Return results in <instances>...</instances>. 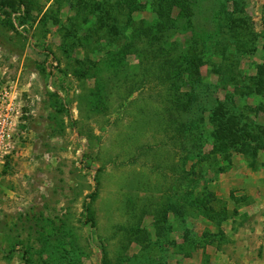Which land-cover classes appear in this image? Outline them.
Masks as SVG:
<instances>
[{
    "label": "rangeland",
    "instance_id": "rangeland-1",
    "mask_svg": "<svg viewBox=\"0 0 264 264\" xmlns=\"http://www.w3.org/2000/svg\"><path fill=\"white\" fill-rule=\"evenodd\" d=\"M120 1L0 0V264H264V0Z\"/></svg>",
    "mask_w": 264,
    "mask_h": 264
},
{
    "label": "trees",
    "instance_id": "trees-1",
    "mask_svg": "<svg viewBox=\"0 0 264 264\" xmlns=\"http://www.w3.org/2000/svg\"><path fill=\"white\" fill-rule=\"evenodd\" d=\"M185 3H188V8L185 10V14H186V18H187V20L189 21L190 20V18L194 15V14H196V10H195V5H193V4H191V2H186V0H185ZM117 5L118 6H114L112 9H110V10H108V8L109 7H107L106 8V12L104 13V18L107 16V14L108 13H110V15H112V21L109 23L110 25H111V27L112 28H114V30L118 33L119 32V29H120V24H119V22H120V20H121V18L119 17V15H118V13H120V12H122V13H124V14H131V13H133V12H135V11H137L136 10V8H137V6H138V4L134 1V0H123V1H120V3H118L117 2ZM167 8L165 7H163L161 10H159V12H158V14H159V16H160V22L158 23V28H157V30L158 31H160V32H165V30H168L170 27H173V25L174 26H176L178 23H177V21H176V19H173V18H171L170 16H169V18L167 17ZM127 12V13H126ZM114 13H116V14H114ZM115 18V19H114ZM129 18L131 19L132 17L131 16H129ZM6 22L9 24V25H14L13 24V21H12V19L10 18V17H8V18H6ZM107 23V22H106ZM134 23V21L133 20H131L130 21V24H123L124 26H123V31H125L126 29H127V26L128 25H132ZM165 23H166V25H165ZM190 27V26H189ZM140 28V30H141V32L143 33V34H148V31H150V28L149 27H145V26H140L139 27ZM174 29V28H173ZM156 30V32L154 33V35L155 34H158V31ZM151 31H153V29L151 28ZM256 76H253L252 78L253 79H256L255 78ZM257 85H259L258 87H262V79L260 78V80L256 83ZM177 106H187V104L186 105H184V103H181V102H179V103H177L176 104ZM186 108V107H185ZM242 115H244V114H242ZM224 117V118H223ZM226 118H227V120H229V124L228 123H225L224 125L222 124V126L221 127H223V128H221V127H219L218 128V130H221L222 132H225V135H226V137H228L229 135H234V134H237V133H242V135L241 136H239V138L241 139H244L245 137L246 138H252V136L254 135V127H256L257 125L259 126V124H257L256 125V123L253 121V122H248V121H246L245 122V120L242 118V116H240V117H238V116H235V115H230V116H227V114L225 113H222L221 114V116L220 117H218V118H215L214 120L215 121H227L226 120ZM242 121L244 122L243 124H241L242 123ZM221 123V122H220ZM235 124H238L237 125V130H236V132L235 131H233L232 130V128H234L235 126ZM251 125V126H250ZM200 125H199V123H196V124H191V125H189V126H187L186 128H184V130H183V132H181V130H179L178 128H176V132H177V134H178V137H180L181 139H186V133L187 132H190V133H192L193 132V130L197 127H199ZM232 126V127H231ZM169 127V126H168ZM250 127H252V130L250 129ZM260 127V126H259ZM222 129H224V131L222 130ZM260 129H262V127H260ZM227 131V132H226ZM224 134V133H223ZM190 137L191 138H193V136H192V134L190 135ZM229 137H231V136H229ZM228 137V138H229ZM253 138H254V136H253ZM195 139V138H194ZM260 139L262 140V141H264V137L263 136H261L260 135ZM231 142H234V140H232ZM231 145V143H228L227 144V147H228V149L229 148H231L232 149V151H235V152H238V153H241L239 150H236V149H234V148H232V146H230ZM230 150V149H229ZM199 200H198V202L200 201V200H202L201 198H198ZM197 204H200V203H197Z\"/></svg>",
    "mask_w": 264,
    "mask_h": 264
},
{
    "label": "built area",
    "instance_id": "built-area-1",
    "mask_svg": "<svg viewBox=\"0 0 264 264\" xmlns=\"http://www.w3.org/2000/svg\"><path fill=\"white\" fill-rule=\"evenodd\" d=\"M0 98L3 100L7 99V101H9L8 107L5 108V111H0V141L3 142L2 145H0L1 151L8 147L7 141L12 136L11 125L13 123L12 117L13 114H15V108L13 107V98H11V94L9 92H3L2 96L0 95Z\"/></svg>",
    "mask_w": 264,
    "mask_h": 264
}]
</instances>
